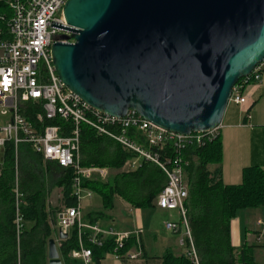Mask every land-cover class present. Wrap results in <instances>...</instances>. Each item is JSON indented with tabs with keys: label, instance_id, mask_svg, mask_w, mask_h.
<instances>
[{
	"label": "water",
	"instance_id": "water-1",
	"mask_svg": "<svg viewBox=\"0 0 264 264\" xmlns=\"http://www.w3.org/2000/svg\"><path fill=\"white\" fill-rule=\"evenodd\" d=\"M64 16L74 42L51 48L63 83L95 110L132 109L175 133L219 127L233 87L264 61V0H68ZM47 256L64 264L55 238Z\"/></svg>",
	"mask_w": 264,
	"mask_h": 264
},
{
	"label": "built area",
	"instance_id": "built-area-1",
	"mask_svg": "<svg viewBox=\"0 0 264 264\" xmlns=\"http://www.w3.org/2000/svg\"><path fill=\"white\" fill-rule=\"evenodd\" d=\"M67 1L8 0L11 10L7 20L8 32L6 37H0V152H4L8 144H13L18 154L20 146L26 145L47 162L73 170V192L77 203L64 206L58 212L55 226L58 232L68 236L77 230L78 247L72 250V259L81 264H96L93 247H102L110 242L114 246L111 254L116 258L135 260L143 253L142 229L123 231L89 223L84 220L82 211V202L94 194L82 186L83 180L104 182L110 177V169L82 165L81 126L89 125L97 134L109 136L125 150L136 154V158L127 165L130 170L137 169L146 160L165 172L168 181L156 199L157 207L178 212L180 220L167 222L166 228L179 237L182 255L191 264H201L187 218L185 201L189 186L185 168L189 161L182 153L189 146L203 147L212 142L220 135L222 124L205 132L180 134L154 125L132 109L124 117H114L86 104L60 79L51 54L54 42H74V31L65 29L68 26L64 16ZM0 19L5 17L0 16ZM64 35L70 39H63ZM263 74L264 61L241 84L233 87L230 102L244 104L245 86L260 82ZM28 111L32 112V118L26 114ZM57 118L61 122L47 123ZM132 128L141 134L142 142L129 136ZM167 144L175 152L173 155L164 153ZM23 203L24 195L16 187L15 225L18 236L24 228ZM257 226L256 242L264 248V217L259 218ZM131 238H135L137 250L123 252Z\"/></svg>",
	"mask_w": 264,
	"mask_h": 264
},
{
	"label": "trees",
	"instance_id": "trees-1",
	"mask_svg": "<svg viewBox=\"0 0 264 264\" xmlns=\"http://www.w3.org/2000/svg\"><path fill=\"white\" fill-rule=\"evenodd\" d=\"M0 37H6L7 20L11 16L8 0H0ZM245 78L239 80L241 84ZM29 118L31 111L26 113ZM60 119L47 121L59 123ZM129 136L142 142L141 134L134 128ZM81 162L83 166L105 167L118 171L109 177L108 183L101 180H83L82 186L92 190L102 199L103 211L114 207V199L121 197L134 207L148 208L166 186L168 178L158 165L143 160L134 170H123L136 158V154L125 150L116 140L99 135L89 125L81 126ZM164 153L173 155L171 145H165ZM189 161L185 168L189 195L185 201L191 234L201 264H260L255 257L254 245L244 244L236 248L231 241V223L237 213L249 209H264V167L255 165L244 168L242 182L226 185L221 178V168L210 170V165H221L223 142L218 135L203 147L189 146L183 151ZM46 160L30 147L22 145L18 154L13 144H8L3 152L0 167V264H48L47 246L51 238H56L64 264H81L71 258V252L78 247L77 230L74 229L66 239L57 236L53 225L52 208L48 197L54 188H61L65 206L76 205L73 192L74 173L57 163L43 166ZM47 162V161H46ZM24 195L22 212L23 232L18 236L15 217V189ZM59 212L61 209H56ZM101 211V213H103ZM92 217V216H91ZM84 220L97 224L93 218ZM135 243L131 238L125 252ZM112 243L93 247L94 260L100 261L112 252ZM163 264H191L184 256H174L168 252Z\"/></svg>",
	"mask_w": 264,
	"mask_h": 264
},
{
	"label": "crops",
	"instance_id": "crops-1",
	"mask_svg": "<svg viewBox=\"0 0 264 264\" xmlns=\"http://www.w3.org/2000/svg\"><path fill=\"white\" fill-rule=\"evenodd\" d=\"M244 95L246 96L244 104L229 102L220 128V136L223 142V160L221 165H210L211 171L220 166L221 178L226 185L240 184L243 170L246 167L255 165L264 167V74L260 82L245 86ZM248 114L250 115L249 118ZM0 156L1 167L3 152H0ZM43 166L52 165L45 161ZM88 199L90 204L86 208L82 205L83 215L90 219L93 218L100 226L114 227L123 231L143 230L141 235L143 253L138 259L116 258L109 253L99 264H163L164 256L168 252L173 253L176 257L183 254L179 237L166 228L167 222L176 220L160 218L157 214H145L143 212L149 208L165 211L157 207L156 200L153 207L138 208L121 197H117L114 199V207L103 211L102 199L99 195L94 193ZM124 211H127V215ZM257 221L249 234L243 233L240 220H232L231 241L234 247L239 248L247 244L256 246L255 252L258 249H264L256 242ZM161 226L166 231L165 235L159 233ZM129 250H137L135 243ZM96 264L98 263L96 262Z\"/></svg>",
	"mask_w": 264,
	"mask_h": 264
},
{
	"label": "rangeland",
	"instance_id": "rangeland-1",
	"mask_svg": "<svg viewBox=\"0 0 264 264\" xmlns=\"http://www.w3.org/2000/svg\"><path fill=\"white\" fill-rule=\"evenodd\" d=\"M0 161H1V156H0ZM123 170H130V168L128 166H126L125 169H123ZM117 172L114 170H110V176L115 175ZM108 181H109V179H107L103 183L106 184V183H108ZM48 202H49L50 206L52 208H54V210H56L58 208L62 209L65 206L63 203V199H62L61 188L57 187L51 191V194L48 197ZM89 204H90L89 199H85L82 202V205L84 208H86L87 205H89ZM143 212L145 214H148V213L157 214L160 218L162 217L165 219H172V220H176V221L180 220V216L176 210L162 211V210H159L157 208H149V209H145ZM125 214L127 215V211L125 212ZM263 217H264V209H260V208L259 209H249V210L239 211L237 213L235 221L240 220V224H241V228H242L243 233L247 232L250 234V230L255 227V223H256L257 219L263 218ZM164 230L165 229L162 226L159 227V233L160 234L165 235L166 231H164ZM255 256H256L258 262H261V263L264 262V249H258L255 252Z\"/></svg>",
	"mask_w": 264,
	"mask_h": 264
}]
</instances>
